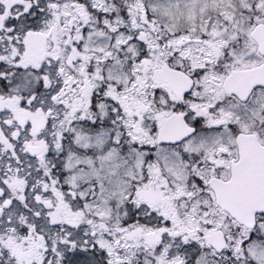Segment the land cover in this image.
I'll use <instances>...</instances> for the list:
<instances>
[{
  "label": "snow or ice",
  "instance_id": "snow-or-ice-1",
  "mask_svg": "<svg viewBox=\"0 0 264 264\" xmlns=\"http://www.w3.org/2000/svg\"><path fill=\"white\" fill-rule=\"evenodd\" d=\"M0 264H264V0H0Z\"/></svg>",
  "mask_w": 264,
  "mask_h": 264
}]
</instances>
